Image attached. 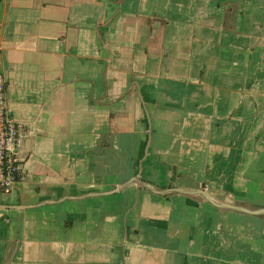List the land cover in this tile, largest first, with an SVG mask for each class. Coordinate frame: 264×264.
<instances>
[{
	"label": "crops",
	"instance_id": "0c3cea01",
	"mask_svg": "<svg viewBox=\"0 0 264 264\" xmlns=\"http://www.w3.org/2000/svg\"><path fill=\"white\" fill-rule=\"evenodd\" d=\"M0 264H264V0H0Z\"/></svg>",
	"mask_w": 264,
	"mask_h": 264
},
{
	"label": "built area",
	"instance_id": "2783aa9c",
	"mask_svg": "<svg viewBox=\"0 0 264 264\" xmlns=\"http://www.w3.org/2000/svg\"><path fill=\"white\" fill-rule=\"evenodd\" d=\"M29 137V132L11 117L7 109V83L0 76V192L9 194L19 180L14 153Z\"/></svg>",
	"mask_w": 264,
	"mask_h": 264
}]
</instances>
